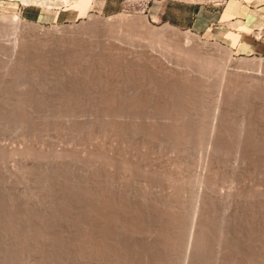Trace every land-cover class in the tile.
Returning a JSON list of instances; mask_svg holds the SVG:
<instances>
[{
  "label": "rangeland",
  "instance_id": "1",
  "mask_svg": "<svg viewBox=\"0 0 264 264\" xmlns=\"http://www.w3.org/2000/svg\"><path fill=\"white\" fill-rule=\"evenodd\" d=\"M102 1L103 0H70L67 3H62L61 0H44V1L43 0H0V16H1L0 17V20H1L0 21V72H1L0 73V160H1L0 161V190H1L0 191V209H1L0 215L2 216L0 217V232L2 233L1 235L3 236V237L2 236L0 237V239H2V242L0 241V243L2 244L0 245L1 246L0 248L2 251H4L5 249V252H2L0 250L1 251L0 254L5 253L6 255V258L4 257V255H0V258H2L1 256H3V258L5 259L4 261H3V258L1 259L2 264L4 263L11 264L9 260L13 262L12 258L15 259V256L18 254L20 256V253L22 254L23 251L24 253L21 255L22 256L21 258L19 256H16L17 258H19V260L17 259V262L19 261L18 262L19 264H21V262L22 264L26 262L27 264V261H22L21 259L25 260V258H23L26 256L24 255L25 253L30 254V252L28 251L25 252V250L32 249V248L30 249V247L33 246L32 244L33 241H31L33 239L32 237H40L41 239L42 238L45 239L44 241L43 239L42 240L39 239V240L42 242L41 245L44 243L46 244L45 246L43 245L42 247L47 246L46 248L48 252L43 251L44 248L42 249L40 247L41 246L40 243H39L38 250H40L42 253L44 252L45 254L47 252L50 255L52 251L53 253L52 256L57 255L55 258L60 259L59 260L60 264H69L70 262H71L70 264H73L72 262L74 261H75L74 264H76V263H79L80 260H83L85 263V259H88L89 257H90V260L92 257H93L92 258L93 260L95 259V257L99 258V260L96 258L94 261L96 263L97 261H101V264L103 263L104 264H111V263L112 264H116V263L117 264L118 263L119 264H145L146 262H147L146 264H156L157 262H158L157 264H208L206 262H209V264H228V263L229 264H234V263L235 264H264V201H263L264 200V192H263L264 184H262V181H264V154H263L264 153L263 151L264 149V68H263L264 67V53H262L261 55L240 54L237 51L230 49L223 42L213 39L211 36L207 34H196L188 30L173 27L170 24H167L164 22L152 23L150 22L148 17L145 16V13H144L146 7L156 1L185 2V3H195L198 5H206V6L215 5L217 8H221L226 5V8L228 7L227 9L230 10L231 7H235L237 4H247L249 6H257L258 8L264 9V0H207V1L206 0L204 1L203 0H107L108 6L104 8H102L101 6ZM110 8H113V9L115 8L117 9V11L114 13H110L109 11ZM120 15L123 18H121ZM14 16L16 18L18 17L20 20H17L18 19L17 18L15 19L16 21L14 22V19H11ZM124 16H126V18ZM94 17H97V19L101 21L102 26L104 27L98 24L99 23L98 21H97L98 23L92 21V18ZM4 18H6L5 19L6 21H3ZM128 18L131 20V22H133L134 19L135 21L138 20L137 21L138 23H132L130 24L131 26L128 25V29L122 28L124 27L125 24L126 25L128 24L127 22H130V20L128 21ZM120 19H123L122 20L123 25L122 27L121 26L117 27L116 26L117 24L115 23V21H118ZM111 22H114L115 26ZM106 25H109L112 28L110 29L108 28L109 26H106ZM92 26L95 27V29L93 28V30H91ZM156 35L159 39H161V41L157 37H155ZM182 35L184 37L187 36V38L191 40L190 45L188 44L186 46H182V44L179 43L178 44L179 46H178L176 45L177 43L174 40H172L173 39L172 37H175V38H178V36L183 37ZM148 45H151V46H148ZM202 45L203 47L208 48L209 50L207 51L208 53L206 51H203L202 49H199L201 48L200 46ZM195 54L196 55L198 54V56H196ZM196 62H199V63H196ZM238 62L240 63L244 62V64L246 62L247 63L251 62L252 64L254 63L255 65H258V66L260 65L261 67L260 69L257 68V69H249V70L246 68L247 69V70L245 69L246 71L243 69L241 70L242 68L241 66L240 67L237 66L235 68L230 67V64L232 63L237 64ZM199 84L201 88L199 87ZM206 85H208L207 88H206ZM213 89L214 91H212ZM236 102H239V103H236ZM119 103L123 104L124 106L118 105ZM114 104L117 107H115ZM119 106H122V108L124 107L123 109L128 110V111L132 109L133 111L131 112V115L133 116L140 115L141 117H143L145 115L146 118L148 119L151 118L152 121L154 120L152 119L153 116H156L154 117L156 119H158L159 117L158 120L159 122L161 121L160 122L161 126L166 123L165 124L166 127L162 126L163 128L161 127L162 128V131H161L160 124L157 123L156 124L157 129H158L157 130L155 126L156 122L155 123L153 122L154 123L153 126L155 127V130H154V127H152V124H153L152 121L150 120L152 124L150 123L149 120L148 121L146 120V122L142 124L141 119L144 120L146 118L143 117L139 119L140 116L134 117L135 120L138 119L141 121L140 124H138L139 122L137 123L135 120H133V122H128L129 125L125 124V127H124V124H121V123H125L124 121H122L123 119L119 117L117 119V116L115 119L113 116L111 117L112 113L110 114L109 112L110 110L118 109ZM122 108L120 107L119 109H122ZM17 110H20V112L26 111V112H21V113H23L25 116L28 115L27 117L29 118L30 122L27 120L28 118H26L25 123L23 125H19V122L16 119V114L17 112H19ZM75 111L78 113H75ZM183 111L184 113H187V114L184 115ZM133 112H135V115ZM58 113H59L58 116H60L61 113L62 114L64 113L66 117L71 114L73 116L75 113L73 117L70 116L67 118H71V117L76 118L75 116L80 114L78 119L77 118L75 119L79 123L75 122V120H73L72 118H71L72 121L71 119L70 121H66L69 119L65 118L63 115L61 117H64V118L59 117L60 118L59 120L57 116ZM48 114H50V116ZM146 114L152 115V117L150 116L149 118V116H146ZM181 114H182V117H181ZM53 115H56L57 116L56 118L58 120H56L54 118L55 116ZM108 117L110 118V120ZM165 118L169 121L171 120L172 122L176 121L180 123H177L178 126L176 125V122H174L175 125L174 123L173 125H171L172 124L171 122H170L171 124H169V121L165 122L166 121ZM187 118H188V121H185V119L187 120ZM38 119L40 121H38ZM63 119H64V122H62ZM112 119H115L116 121ZM120 119H121V122H120ZM34 121L38 123L35 124ZM73 121L74 123L72 124L71 122ZM48 122H49V125H48ZM115 122H116V127L121 125V130H119L120 127H118L119 128L118 131L116 128L111 127V126H115L114 124ZM134 122H136L137 124H135ZM55 123L57 124L54 125ZM70 123L72 125H70ZM132 123L133 125L135 124L134 126L131 125L133 126V128L130 127V128H127L126 130L123 129V128L129 127L130 124ZM44 124L45 126H43ZM61 124H65V125L62 126ZM179 124L180 126L182 125L184 126L185 124H187L184 126L185 128L183 126L181 127L182 128L181 131L184 130L182 132L185 133L186 135L189 131L188 139L185 138L186 136L185 134H184L185 136L183 137L182 136L183 134H181V131H178V129L175 128L177 126V128H179L180 130ZM52 125H54L56 129L59 127V125L61 126V128H58L57 131L55 130V128H50L51 130L53 129L54 131H56L54 133V132H51V130L49 129V127H53ZM68 125L71 126V129ZM73 125L74 127H72ZM136 125H138L137 126L138 128L141 126L140 128L143 130L141 131L140 128H139L140 131L138 129H135ZM167 125H171V128L169 129L175 128L174 129L175 132L178 131V133L170 132L171 130L167 128ZM235 126L237 128H235ZM45 127L46 129H44ZM164 128L168 130L163 131ZM238 131L239 133L240 132L241 133L236 134V132ZM125 132H127L128 134H126ZM166 132L171 133V134H168L167 140L170 139L169 135H171L172 137V135L175 133L174 134L175 136L174 135L173 136L178 138L179 135L181 134L182 137L180 136L179 138L180 141L174 138L175 141L177 140L176 142H178V145H176V142L174 143L173 137H172L173 141L170 140L168 141L169 143L168 142L166 143L164 141L165 138L161 136L166 135ZM154 133H157L155 134L156 136L160 135L158 138L159 140L164 138L163 140H160L161 143H159L160 142L159 140H158L159 142H157V138L154 137L156 140H154V138H151L154 135ZM198 133H199V136H198ZM43 134H46L47 137H45V135ZM143 134L145 135L143 136ZM177 134H179L178 137L176 136ZM48 135H50V137H48ZM237 135L239 136V138ZM42 136H44L43 138L49 139V140L44 141ZM234 136H237V137H234ZM35 138H37L36 140L39 139V141L34 140ZM56 138L58 140L61 139L60 142L64 143L62 144L63 148L61 146V143L58 144L59 142ZM41 139H42V142L44 141L46 143L45 145L47 146L49 144L50 146L52 145L48 141H53L52 142L53 147L51 146V148L53 149H51L48 146L49 150L50 149L54 150L52 153L49 152L47 148V150L46 149L45 150L48 154L45 155L46 152H44L45 150L43 151L44 146L43 148L41 147L42 148L41 152L40 150H37L36 147L35 148L32 147L33 141L35 145L37 144L43 145L44 142L37 143V142H41ZM88 139H90L91 141H89ZM134 139H138V140L141 139L143 141H141L140 143L138 142L137 144L136 143L131 144L132 142L131 140H134ZM189 139L192 141L191 144H193V141H194L195 147L198 146V144H200L199 142H202V140L203 141L205 140V142L207 140L206 143H207L208 151L209 152L211 151L210 153L212 154L211 155L208 152L210 154L208 157L213 159L215 162H218L219 164L215 163L213 160L211 161L209 158L205 160L206 157H202L204 159H201V160L202 161L204 160V162L206 161L205 167L208 166L209 162L211 161L208 166L209 167L208 169H210V166H214L213 168L211 167L210 170L215 169L216 167L217 168L219 167L220 169L218 171L222 172V176H224L225 178L227 177L226 179L222 177V179L226 181L225 182L223 181L224 183L223 186L220 185L222 187L219 186L222 192L220 193L219 191V194L224 195V192L227 193L228 191L230 193V194L228 193V195H230L229 197L231 198L229 199L231 200V202L229 201L230 210L226 216L227 218L224 217L227 221L225 223V220H223L224 223L220 227L221 231L219 230V227L217 226V224L214 223V221L211 223L213 227L214 226L218 227V229L214 228V229H217L215 230L217 232L215 231L213 232L218 233L219 231L220 232L223 231L222 234L219 233L223 237L215 233L207 234L206 231H205L206 233L205 235L207 237H204L205 235L204 236L202 235V232L204 233V230L200 228L202 227L200 225L204 221L206 215L204 213L205 217H203L204 219H202L200 214H203L202 212L204 211H208L206 213L209 215V209L207 208V206L204 207V204L207 205L206 203L210 200V199H207V197H204L202 195V200L204 201L206 200V202H204L203 204L202 203L203 201L200 199L201 201L199 200L198 204L201 203L203 205L202 206L201 204H199L203 207V208H200L201 211L204 208L208 210L204 209V211H202L201 213L198 210L197 212H195V214L196 213H199V214H196V215L194 214L193 216L190 214L187 215L186 213L188 212L185 213L186 209L183 206V203L185 202L184 204H186L190 201L191 197L189 198L190 193L187 191L188 190L187 186L190 185L191 183L189 181L190 184H187L185 186L187 187L186 189H184L185 187L182 189L183 187L182 184L188 183L186 182L188 181L187 180L188 178L177 180L179 181V184H177L178 182H176V179H173L172 177L169 178L170 176L168 177L166 175L165 177L168 178L167 180L171 179L173 184L167 183L165 185L164 183L165 178L161 177L160 178L161 180H159L160 176L158 177V175H161L162 172L160 174H155L156 176L155 175L149 176L147 174L145 175V171L141 169H138V171L136 170L132 173V176H134V181L136 182L138 181L139 183L137 182L136 184L135 183L130 184L131 182H128L130 185L126 183L128 186L132 185V187L131 188L129 187V189L125 188L127 185L122 184L125 182L121 183L122 184L121 186L127 190V193H124L126 190H124L122 193L124 195L127 194L126 197L130 198V201H132L133 203L132 207L133 208L135 207L134 210L136 209L137 213L139 212L138 215L140 216V219H139V222L141 221L140 224L137 223L133 225V223L131 222V225H128V223H130L128 222L130 221L128 218L126 219V222L128 223L124 222L125 225L116 221L117 219L114 218L115 217L114 214L118 210H115V209L117 208L119 209V206L117 207L116 204H113V206L115 205L116 208L114 206L113 208L111 207L109 209V211L112 209L111 212H109L110 213L109 218H111L112 220L116 219L115 222H117L118 226L116 227L115 226L116 223L110 219L108 221H111V222L106 223L107 221H104V218L102 217L103 214H101V211H100L101 208L99 207V205L103 206L102 204L104 205L106 204L105 202H107V200L106 199L103 200V198L104 197L107 198V193L108 194L111 193L112 189L110 190V188L108 189L104 187L102 184L94 186L92 183L93 180L89 182V180H91L90 178L92 177L91 175L93 176L96 175V177H98V174L99 175L101 174L100 173L101 171L96 169L98 168L96 167V165L97 166L100 165L98 162L99 159L102 160L101 158L103 156H104L103 158H105L106 155L108 157H113L115 152L113 153V151H111L112 149L113 150L116 149L121 152L126 151V149L127 150L134 149V152L136 150V153L138 155L143 153L147 157H150V156H153V157L161 156L162 157V155L165 153L164 155L168 154L167 155L169 156L168 158H172V160L173 159L179 160L178 152L180 149L181 151L182 149H184V145H187L190 143V142H187L189 141ZM87 140L89 143H87ZM107 141L109 143L111 142L110 144L114 148L110 147ZM128 141L130 142V144ZM210 141L212 142L210 143ZM251 141H253V143L254 141L255 143L258 141L256 144L255 143L254 144L258 148L261 146L262 148L260 147V149L262 150L258 149L259 151L258 152L256 146L252 145L253 143ZM65 142L67 143V145L70 144L69 146H72L71 149H69L70 147L68 146H64L66 145ZM96 142H97L98 148L106 146L105 149L107 151L103 147L102 151H105V152H100L102 154H98L101 148L96 150L97 146H93V145H96L95 144ZM98 142L99 144L101 143L100 144L101 146H99ZM134 142L136 141L134 140ZM170 142H173L174 144ZM186 142L187 144H185ZM222 142L223 143L225 142V143L223 144ZM227 142L231 144V146L228 145L230 146L229 147L230 149L225 147V145L227 146L228 144ZM237 142L239 143L237 144ZM158 143L161 145L164 144L167 147L163 145L161 146ZM209 143L211 145L214 144L213 148ZM82 144L88 145V146L83 145L84 148L86 149V152H85V149H83ZM215 145L217 147L220 145L218 147V150L215 147ZM222 145L224 148L221 147ZM236 145L238 146L236 147ZM91 146L94 149H92ZM173 146L179 149L177 150V148L176 149L174 148L173 150ZM64 147H67V149H69L71 153L69 150L67 151V149ZM185 147L189 148L188 146H185ZM88 148L90 149L88 150ZM227 149L230 150L228 151L229 153L227 152ZM63 150L67 151L70 154L74 153L73 155L77 156V157H74L72 155L74 159L73 158L69 159L71 160L72 165L74 163L72 162V160L76 161L77 160L76 158L79 157L80 161L78 162L76 161L73 165L75 169L71 167L72 165L70 166L68 164L70 163L69 160L67 163L65 161L62 162L63 160H66L65 158L63 160L60 159L62 156L59 157L60 153L58 152L63 153ZM82 150H84V152ZM223 150L225 151V153L227 152L226 155L223 154L224 153ZM28 151L29 152L31 151V153H29ZM232 151H234L235 153ZM54 152L58 153L59 156L58 155L57 156L59 157L61 162L58 160L55 161L54 157L51 158V156H48V155L53 154ZM212 152H214L215 156L217 157L219 155V157L218 158L215 157L213 155L214 153ZM65 153L66 152H64V154ZM217 153L219 154L217 155ZM221 153L223 154V156ZM40 154L42 155L41 158H40ZM227 154H229V156L230 155L233 156L234 154L237 155L236 156L237 158L235 157L236 165L231 166V168L233 167L232 169L230 167L226 168L227 164H225L226 162L223 160V157L228 156ZM53 155L55 156L56 154L54 153ZM98 155L101 156V158ZM142 155H140V157H142ZM164 155L163 157H165ZM63 156H66V154ZM211 156L212 157L214 156L215 159L212 158ZM45 157L48 159H45ZM193 157L194 156H191L190 158H188V161L186 158V160H183V162L181 161V163L179 161L177 162H179L181 166H183L182 164H184V166L191 167L190 169H192V168H195L194 165L197 160L195 157L194 158ZM94 158L96 159V163L98 164H94L95 163ZM42 159L43 160L45 159L44 162L45 161L49 162L48 160L50 159V162H49L50 164L54 160L53 163L56 162L57 164L54 163L50 165L47 163L48 164V167H47V165H45L46 162L44 165L39 164L40 162H42ZM81 161L83 162V164L86 163V161H87V164L88 162L89 164H91L90 161L94 163H92L93 166L90 165L92 167H89V165L87 164L83 166ZM79 162L80 164H82L81 167L75 165ZM222 162H225L223 163L224 164L223 167H221ZM21 163H24V164L22 165ZM36 163L39 164L40 167H38ZM59 164L61 165L60 168H58ZM136 164H138V166L140 165L139 163L135 162L134 165L137 166ZM53 165H55L56 167ZM62 165L67 166V167H62ZM86 165H87L86 168L88 169L89 167V170L90 168H93V169L95 167L96 168L94 170L91 169L89 173H87L85 172V170L88 171L85 168ZM45 166L47 169L45 168ZM49 166L50 167L52 166V168H50ZM68 166H70L71 168ZM82 167H84L85 169L83 168L82 170ZM238 167L240 168V170ZM48 168L49 170L51 169L50 172ZM63 168H68V169L70 168L69 172L71 173H73L71 171V169H73L74 171L73 174L76 175V176L73 175V178L76 177L74 179L75 181L73 180L74 182L71 181V178H70L71 173L67 175L64 173L65 171L63 172L62 170L60 171L63 172L64 175L63 173H59L58 169H63ZM78 168H80L81 170H79ZM134 168L137 169L136 167ZM217 168L213 170V171H216V173H218ZM224 168L230 170V171L227 170L228 173L226 172L228 175L225 174L226 170ZM55 169H56V172L53 173L54 172L53 170ZM140 170L141 172H139ZM143 171L144 173H142ZM220 172L218 174L221 175ZM137 174L138 175L142 174L141 175L142 177L138 176ZM162 174H164V172ZM94 178L95 177H93V179ZM162 178L164 179L163 181H162ZM193 178L192 180L193 182H195L196 178L195 179ZM157 179L160 182H163L164 185L162 183L161 185H163L164 190L166 192L164 191L163 193H161L163 189L162 190L160 189L162 186L160 185V182ZM190 179L191 177L189 178V180ZM39 180H41L42 182ZM97 180L93 182L97 183ZM204 180L208 181L206 178ZM68 181L73 182L72 183L73 185L71 183L69 184ZM173 181L178 186L182 185L181 189L180 187H176L177 185L175 186V183ZM76 182L77 183L80 182L79 184H77L80 186L79 188L76 185ZM157 183H159L160 186ZM252 183L253 184L255 183V184L253 185ZM216 185L213 184L212 186L216 187ZM165 186H168L169 189L171 188V186L176 187L175 188L176 190L180 189L179 191H181V195H178L180 194V193H177L178 190L177 191L175 190L174 192L173 187L171 188L173 189L172 193L173 194L176 193L177 197L173 196V194L172 196L171 194L169 195V192L171 193V191L166 190L168 188ZM72 187H74V189H72ZM100 187H103V188H100ZM157 187H159L161 191H159ZM202 187H203V183H202ZM219 187H217L216 189H218ZM77 188L79 190L81 188V191L79 192ZM75 189L78 192H76ZM210 189L213 190L214 188H210ZM184 191L185 192L187 191V192L184 193ZM159 193L162 194V196ZM116 194H113V195L115 196ZM259 194L261 196H259ZM163 195L165 197L168 196L166 197L167 199L163 198L164 197ZM116 196H118V194ZM178 196H180L181 199L178 198ZM238 196H242V197H238ZM252 196L254 197L253 201L251 200ZM161 197L163 198V200L166 199V201L169 199L167 202L164 200L167 204L162 201ZM245 197L246 199L244 200ZM249 197L250 199H248ZM259 197H262L263 200H261V198ZM177 198L179 200H177ZM257 198H259L260 200H258ZM187 199L189 200L188 202L186 201ZM183 200L185 201L183 202ZM139 202L141 205L138 204ZM119 204H120V209L122 206L121 204H124V206L126 205V203L122 201H119L117 205ZM110 206L111 205H109V207ZM136 207H139L140 210L137 209ZM165 208L167 209L165 210ZM183 208L185 210L182 212ZM249 208H252V210ZM173 210H177V211H173ZM173 212L174 214H178V216L180 213L179 217L182 219L180 218L177 219L173 217L172 216ZM231 212L232 214H230ZM111 213H113V216ZM170 214L172 216V219H174V221L171 219ZM181 214H183V216ZM210 214H212V212H210ZM254 215H256L257 217ZM212 216L210 215L209 219L213 220L211 218ZM243 218L244 219L246 218V219L244 220ZM106 225L111 226V227H107ZM188 225H189V228H191L190 226L193 227L192 233L196 232L194 234L195 235L194 238L196 237V235L198 237L200 235L199 238H201L202 236H203L202 238H206V239L208 238L207 240L208 242H210L209 252H208L209 254L203 255V252L206 253V250L200 251L196 246H194L193 244L194 242H192L193 240H191V238L193 237H190L191 242L190 240L188 241L189 237L188 238L185 237L186 229ZM128 226H130V228ZM118 227L120 230L118 229ZM108 228L112 233L108 230ZM86 229H88L90 232L93 231L92 233L93 235L91 234L92 238L90 237V234H89L90 232L88 230L86 231ZM51 232H53V235ZM48 234H50V236ZM113 234L115 237L112 236ZM71 235H73V237ZM155 235L157 236L155 237ZM179 235L183 236V237H180V239L182 238L181 241H184L187 238V240L184 241L185 243L180 241L181 242L180 244L178 243L179 241L177 242L176 239ZM212 235L215 237H213ZM51 236L52 237L54 236L55 238H52ZM117 236H121V237H117ZM219 236L222 238H220ZM13 237L14 239H16L17 237L18 238L20 237L19 240L20 241L23 240V242L18 241L17 243V241H14ZM47 237L48 238L50 237V239L57 238L56 241L58 244H57V247H55L57 249L56 250L57 252L55 251L54 247L50 246L52 245V242H51L52 239L51 241L49 239V242H51V244L48 245L49 242H48ZM9 238L12 239V241ZM65 238H68V239H65ZM116 238L119 241L116 240ZM24 239H26L27 241L30 240L31 241L30 244L32 245L30 246V244H28L27 241L24 242ZM9 240H10V242H8L9 244L13 242L12 244L9 245L10 247L12 245V249L7 247L8 245H6L7 241ZM110 240L112 241L110 242ZM59 242L62 243L63 245L59 244ZM73 242L76 243V244L75 243L73 244L74 247L72 245ZM15 243L18 246L19 245L22 246L21 247L22 252L19 251L20 253L16 252L18 254H15V251L19 250L18 248L16 250L13 249L16 246ZM105 243L107 244L106 246H108L109 248V249L107 248V250H111L109 256H106L108 255L107 253L109 252L107 250H104ZM218 243L221 244L220 247ZM3 244L6 245L7 249L5 248ZM65 244H66V247H64ZM69 244H71L72 246ZM86 244H89L88 245L89 247L93 245L90 247V249H92L90 253L89 251H86V250H89ZM178 244H179V247H178ZM189 244L190 245L192 244L195 248L193 246H189ZM24 245L25 246L28 245V249L26 247H25L26 249L23 248ZM59 245L60 247H58ZM111 245H112V249L110 248ZM49 246L50 248H48ZM116 246L118 247V249ZM119 247H121L122 249L121 248L119 249ZM9 249H11L10 251L14 253H10ZM143 249L146 254L144 253ZM197 249L200 252H198ZM6 250L9 252H7ZM35 251L36 249H34L32 253H35ZM103 251L104 252L107 251V252L104 254ZM116 251L118 253H115ZM9 253L10 255L14 254L15 256L14 257L9 256ZM66 253L69 255H67ZM37 254H40V253H37ZM45 254L44 256L47 255V257H45L44 259L46 262L43 261L44 264L48 263V261L49 263L51 262V263L57 264L53 262L54 261L53 259L55 258H53L52 256H49V259H47L48 254L46 255ZM61 255H63L62 256L63 259L61 258ZM65 257L66 259H64ZM84 257L86 258L84 259ZM184 257H187L186 259L187 261L184 260L185 259ZM70 259L71 260L74 259V260L71 261ZM146 259L147 261H145ZM90 260L88 259L89 262L86 260V262H88L87 264L89 263L95 264L93 260H91L93 261L92 263L90 262ZM14 262H13L14 264L17 263L16 260H14ZM43 262L39 261L40 264H43ZM35 264H38V262H35ZM97 264H100V263H97Z\"/></svg>",
  "mask_w": 264,
  "mask_h": 264
},
{
  "label": "bare ground",
  "instance_id": "2",
  "mask_svg": "<svg viewBox=\"0 0 264 264\" xmlns=\"http://www.w3.org/2000/svg\"><path fill=\"white\" fill-rule=\"evenodd\" d=\"M43 1H44V0H43ZM61 1H62V3H67V2H69L70 0H69V1H68V0H61ZM203 1H204V0H203ZM206 1H207V0H206ZM120 16H121V15H120ZM0 17H1V16H0ZM124 17L126 18V16H124ZM8 18H9V17H8ZM17 18H18V17H17ZM17 18L14 16V17L11 18V19H14V22H15V21H16L15 19H17ZM121 18H123V17L121 16ZM5 19H6V18H4L3 21H6ZM118 19H119V18H118ZM17 20H20V19L18 18ZM106 20H107V19H106ZM122 20H123V19H120V20H118V21H115V23L117 24V25H116L117 27H119V26L122 27V25H123ZM129 20H130V19L128 18V21H129ZM0 21H1V20H0ZM92 21H94V22H97V21H98L99 23H98V22H97V23L100 24V25L102 26L101 21L98 20L97 17L92 18ZM124 21H125V19H124ZM126 21H127V20H126ZM137 21H138V20L135 21V19H134L133 22H131V20H130L131 23H130V22H127L128 24H127V25L125 24L124 27H122V28H125V29L127 28V29H128V25H130V24H132V23H138ZM102 22H103V21H102ZM139 22H141V21H139ZM10 23H11V22H10ZM23 23H24V22H23ZM109 23H110V22H109ZM111 23H113V25L115 26V23H114V22H111ZM121 23H122V24H121ZM27 24H28V23H27ZM106 24H107V22H106ZM143 24H144V23H143ZM143 24H142V25H143ZM103 25H104V24H103ZM106 26H109V25H106ZM106 26H105V28H106ZM111 26H112V24H111ZM125 26H127V27H125ZM130 26H131V25H130ZM140 26H141V25H140ZM12 27H13V26H12ZM87 27H88V26H87ZM89 27H90V26H89ZM102 27H104V26H102ZM141 27H142V26H141ZM91 28H92V29H91ZM91 28H90L91 30H93V28L95 29V27H93V26H92ZM108 28L111 29L112 27L109 26ZM108 28H107V29H108ZM115 28H116V27H115ZM129 28H130V27H129ZM139 28H140V27H139ZM96 29H97V28H96ZM118 29H120V28H118ZM105 30H106V29H105ZM114 30H116V29H114ZM41 31H42V30H41ZM95 31H96V30H95ZM95 31H94V32H95ZM151 31H152V30H151ZM153 31H154V30H153ZM166 31H167V30H166ZM166 31H165V33H166ZM12 32H13V31H12ZM16 32H17V31H16ZM163 32H164V31H163ZM171 32H172V31H171ZM171 32H170V33H171ZM113 33H114V32H113ZM148 33H149V31H148ZM150 33H151V32H150ZM175 33H176V32H175ZM42 34H43V33H42ZM43 35H44V34H43ZM112 35H113V34H112ZM180 35H181V34H180ZM128 36H129V35H128ZM147 36H148V35H147ZM147 36H146V37H147ZM182 36H183V35H182ZM51 37H52V36H51ZM155 37H157V35H156ZM157 38H158V37H157ZM157 38H156V39H157ZM172 38H173L172 40H174V41L177 43V44L175 43L176 45H178L179 43H181L182 46H186V45H188V44L190 45V43H191V40H189V38H187V36H186V37H184V36H183V37H181V36L179 37V36H178V38H175V37H172ZM33 39H34V38H33ZM152 39H153V38H152ZM158 39H159V38H158ZM159 40L161 41V39H159ZM163 40H164V38H163ZM169 41H170V40H169ZM199 41H200V40H199ZM106 42H107V41H106ZM119 42H120V41H119ZM80 43H81V42H80ZM131 44H132V43H131ZM158 44H159V43H158ZM168 44H169V42H168ZM171 44H172V43H171ZM197 45H198V44H197ZM148 46H151V45H148ZM178 46H179V45H178ZM195 46H196V44H195ZM180 47H181V46H180ZM200 47H201V48H199V49H202L203 51H206V52L209 51L208 48L203 47V45L200 46ZM108 48H109V47H108ZM197 48H198V46H197ZM19 49H20V48H19ZM152 49H153V48H152ZM185 49H186V48H185ZM187 49H188V47H187ZM109 50H110V49H109ZM218 50H219V49H218ZM68 51H69V50H68ZM186 51H187V50H186ZM197 51H198V50H197ZM210 51H211V49H210ZM214 51H215V50H214ZM220 51H221V50H220ZM74 52H75V51H74ZM189 52H190V51H189ZM200 52H201V51H200ZM223 52H225V51H223ZM195 53H196V52H195ZM198 53H199V52H198ZM207 53H208V52H207ZM210 54H211V53H210ZM222 54H223V53H222ZM227 54H228V53H227ZM135 55H136V54H135ZM195 55H196V54H195ZM204 55H205V54H204ZM196 56H198V54H197ZM221 56H222V55H221ZM226 56H227V55H226ZM66 57H67V56H66ZM191 57H192V56H191ZM202 57H203V56H202ZM211 57H212V56H211ZM213 57H214V56H213ZM206 58H207V57H206ZM224 58H225V57H224ZM118 59H119V58H118ZM208 59H209V58H208ZM223 60H224V59H223ZM197 61H198V60H197ZM226 61H227V60H226ZM230 61H231V60H230ZM230 61H229V62H230ZM217 62H218V61H217ZM232 62H233V61H232ZM196 63H199V62H196ZM235 63H236V62H235ZM106 64H107V63H106ZM200 66H201V65H200ZM202 66H203V65H202ZM227 66H229V65H227ZM237 66H238V67L241 66V67H242L241 70H242V69L245 70L246 68H247L248 70H249V69H257V68L260 69V67H261L260 65L258 66V65H255L254 63L252 64L251 62H249V63L246 62L245 64H244V62H241V63L238 62L237 64H233V63L230 64V67H231V68H232V67L235 68V67H237ZM81 67H82V66H81ZM225 67H226V66H225ZM243 67H244V68H243ZM95 68H96V67H95ZM155 68H156V67H155ZM231 68H230V69H231ZM263 68H264V67H263ZM247 69H246V70H247ZM261 69H262V68H261ZM214 70H215V69H214ZM226 70H227V69H226ZM234 70H235V69H234ZM246 70H245V71H246ZM172 71H173V70H172ZM252 71H253V70H252ZM259 71H260V70H259ZM257 72H258V71H257ZM0 73H1V72H0ZM215 73H216V72H215ZM243 73H244V72H243ZM258 73H259V72H258ZM9 74H10V73H9ZM220 74H221V73H220ZM222 74H223V73H222ZM180 76H181V75H180ZM230 76H231V75H230ZM214 77H215V76H214ZM144 78H145V77H144ZM221 78H222V77H221ZM73 79H74V78H73ZM248 79H249V78H248ZM133 80H134V79H133ZM227 80H228V79H227ZM226 82H227V81H226ZM229 83H230V82H229ZM200 84H201V83H200ZM200 84H199V87L201 88ZM175 85H176V84H175ZM175 85H174V86H175ZM203 85H204V84H203ZM228 85H229V84H228ZM252 85H253V84H252ZM262 85H263V84H262ZM11 86H12V85H11ZM136 86H137V85H136ZM207 86H208V85H206V88H207ZM214 86H215V85H214ZM217 86H218V85H217ZM164 87H165V86H164ZM175 88H176V87H175ZM180 88H181V87H180ZM208 88H209V87H208ZM214 88H215V87H214ZM259 88H260V87H259ZM173 89H174V88H173ZM178 89H179V88H178ZM142 90H143V89H142ZM157 90H158V89H157ZM209 90H210V89H209ZM209 90H208V91H209ZM231 90H232V89H231ZM201 91H202V90H201ZM212 91H214V89H213ZM237 91H238V90H237ZM203 92H204V91H203ZM223 92H224V91H223ZM179 94H180V93H179ZM185 95H186V94H185ZM205 95H206V94H205ZM227 95H228V94H227ZM148 97H149V96H148ZM176 98H177V97H176ZM116 99H117V98H116ZM210 99H211V98H210ZM187 100H188V99H187ZM201 100H202V99H201ZM107 101H108V100H107ZM200 102H201V101H200ZM210 103H212V102H210ZM236 103H239V102H236ZM140 104H141V103H140ZM213 104H214V103H213ZM260 104H261V103H260ZM17 105H18V104H17ZM118 105H122V106H124L123 104H120V103H119ZM133 105H134V104H133ZM201 105H202V104H201ZM88 106H89V105H88ZM114 106H115V104H114ZM122 106H119V108H120V107L122 108ZM130 106H131V105H130ZM141 106H142V105H141ZM115 107H117V106H115ZM139 107H140V106H139ZM119 108H118V109L110 110L109 112H110V114L112 113L111 117L113 116V117L116 119V116H117V119H118V117L121 118V119H123L122 121H124L125 123H121V124H124V127H125V124H128V125H129L128 122H133V120H135L134 117L137 116V115H135V112H133L135 116L131 115V112L133 111L132 109L128 111V110L123 109L124 107H123L122 109H119ZM136 109H137V108H136ZM143 109H144V108H143ZM153 109H154V108H153ZM205 109H206V108H205ZM160 110H161V109H160ZM180 110H182V109H180ZM180 110H179V111H180ZM17 111L20 112V110H17ZM17 111H16V112H17ZM139 111H140V110H139ZM163 111H164V110H163ZM190 111H191V110H190ZM19 112H17V114H16V119H17V121L19 122V125H23V124L25 123L26 118H28V117H27L28 115L25 116L23 113H21V112H26V111H21L20 113H19ZM27 112H29V111H27ZM105 112H106V111H105ZM109 112H107V113H109ZM155 112H156V111H155ZM160 112H161V111H160ZM210 112H211V111H210ZM46 113H47V112H46ZM49 113H50V112H49ZM68 113H69V112H68ZM68 113H66V114H68ZM75 113H78V112L75 111ZM75 113H74V115H75ZM168 113H169V111H168ZM170 113H171V112H170ZM181 113H182V112H181ZM183 113H184V111H183ZM196 113H197V112H196ZM198 113H199V112H198ZM29 114H30V113H29ZM34 114H35V113H34ZM70 114H71V113H70ZM143 114H145V113H143ZM174 114H175V113H174ZM178 114H180V113H178ZM185 114H187V113H184V115H185ZM31 115H33V114H31ZM31 115H29V116H31ZM48 115L50 116V114H48ZM58 115H59V113L57 114V116H58ZM62 115H63L65 118L72 116V114H71V115H68V116L66 117V115H64V113H63V114L61 113L60 116H58V119H59V120H60L59 117H61ZM74 115H73V116H74ZM79 115H80V114L76 115L75 117L78 119ZM81 115H82V114H81ZM163 115H164V114H163ZM175 115H176V114H175ZM184 115H183V116H184ZM7 116H8V115H7ZM35 116H36V115H35ZM44 116H45V115H44ZM44 116H43V117H44ZM53 116H55L54 118H55L56 120H58V119L56 118V117H57L56 115H53ZM73 116H72V117H73ZM86 116H87V115H86ZM138 116H140V115H138ZM138 116H137V117H138ZM142 116H143V115H142ZM146 116H149V118H150V116L152 117V115H148V114H146ZM167 116H169V115H167ZM186 116H187V115H186ZM207 116H208V115H207ZM211 116H212V114H211ZM214 116H215V115H214ZM46 117H47V116H46ZM64 117H61V118H64ZM72 117H71V118H72ZM80 117H81V116H80ZM143 117L146 118L145 115H144ZM143 117L140 116L139 119H141V118H143ZM154 117H156V116H153V118H152V119H154L153 121L151 120V118H150V119L146 118V119H144V120L141 119L142 122H141L140 120H138V119L135 120V121H136L137 123L139 122L138 124H140V122L143 124L144 122H146V120H147V121H148V120H149V121L151 120L152 123H153V122H154V123L156 122V123H155L156 129H157V125H156V124L159 123V124H160V129H161V131H162V128H163L162 126H165L166 123H165V124L163 123L164 125L161 126V123H160L161 121L159 122V120H158L159 117H158V119H156V118H154ZM165 117H166V116H165ZM181 117H182V114H181ZM188 117H189V116H188ZM197 117H198V116H197ZM33 118H34V117H33ZM38 118H39V117H38ZM51 118H52V117H51ZM71 118H67V119H69V120H66V119H65V120H66V121H70ZM76 118H72V119L75 120ZM108 118H109V117H108ZM167 118H168V117H167ZM177 118H178V117H177ZM185 118H186V117H185ZM189 118H190V117H189ZM191 118H192V117H191ZM211 118H212V117H211ZM211 118H210V119H211ZM44 119H45V118H44ZM55 119H54V120H55ZM72 119H71V121H72ZM86 119H87V118H86ZM115 119H112V120L116 121ZM121 119H120V122H121ZM161 119H162V118H161ZM165 119H166V118H165ZM169 119H170V118H169ZM27 120L29 121V118H28ZM109 120H110V118H109ZM38 121H40V120L38 119ZM41 121H42V120H41ZM61 121H62V120H61ZM117 121H118V120H117ZM151 121H150V123H151ZM157 121H158V122H157ZM164 121H165V120H164ZM167 121H169V120L166 119L165 122H167ZM173 121H174V120H173ZM185 121H188V118H187V120L185 119ZM192 121H193V120H192ZM234 121H235V120H234ZM29 122H30V121H29ZM34 122H35V121H34ZM55 122H56V121H55ZM59 122H60V121H59ZM62 122H64V119H63ZM75 122H78V121L75 120ZM111 122H112V121H111ZM136 122H134V123L137 124ZM170 122H171L172 124H171ZM174 122H176V121H174ZM174 122H172V121L170 120V121H169V124L173 125ZM183 122H184V121H183ZM195 122H196V121H195ZM20 123H21V124H20ZM26 123H27V122H26ZM36 123H38V122H35V124H36ZM71 123L73 124L74 121L71 122ZM71 123H70V125H72ZM78 123H79V122H78ZM148 123H149V122H148ZM152 123H151V124H152ZM154 123L152 124V127H154V126H153ZM177 123H180V122H176V125L178 126ZM193 123H194V122H193ZM199 123H200V122H199ZM56 124H57V123H55L54 125H56ZM59 124H60V123H59ZM75 124H76V123H75ZM93 124H94V123H93ZM114 124H115V126H111V127L116 128L117 131H118V129H119L118 127H120L119 130H121V125H120V126L117 125L118 127H116V122H115ZM114 124H113V125H114ZM135 124H134V125H135ZM167 124H168V123H167ZM181 124H182V123H181ZM207 124H208V123H207ZM25 125H26V124H25ZM48 125H49V122H48ZM54 125H52L53 127H49V129H50V128H55ZM61 125L63 126V125H65V124H61ZM66 125H67V123H66ZM70 125H68V126H69L70 129H71V126H70ZM82 125H83V124H82ZM128 125H127V126H128ZM131 125H133V123L130 124L129 127H126V128H123V129L126 130L127 128H130V127L133 128L134 125H133V126H131ZM171 125H167V128H168V129L171 128ZM174 125H175V123H174ZM185 125H187V124H185ZM185 125H184V126H185ZM198 125H199V124H198ZM204 125H205V124H204ZM204 125H203V126H204ZM37 126H38V124H37ZM43 126H45V124H44ZM57 126H58V125H57ZM57 126H56V127H57ZM137 126H138V125H136V128H135V127H134V128L139 130V128H140L141 126L139 125V126H140L139 128H138ZM143 126H144V125H143ZM143 126H142V127H143ZM168 126H169V127H168ZM177 126H176L175 128L178 129V131H181V129H182L181 127H182L183 125L180 126V124H179V126H180V130H179V128H177ZM184 126H183V127H184ZM190 126H191V125H190ZM237 126H238V125H237ZM72 127H74V125H73ZM158 127H159V126H158ZM161 127H162V128H161ZM165 127H166V126H165ZM172 127H173V126H172ZM188 127H189V126H188ZM58 128H61V126L59 125ZM58 128H57V129L55 128V130L57 131ZM64 128H65V126H64ZM113 128H112V129H113ZM175 128H174V129H175ZM184 128H185V127H184ZM184 128H183V129H184ZM190 128H191V127H190ZM190 128H189V129H190ZM193 128H195V127H193ZM231 128H232V127H231ZM235 128H237V127L235 126ZM34 129H35V128H34ZM38 129H39V128H38ZM44 129H46V127H45ZM47 129H48V128H47ZM160 129H159V130H160ZM168 129H165V128H164L163 131H164V130H168ZM174 129L172 128V129H169V130H171L170 132H175ZM189 129H188V130H189ZM197 129H198V128H197ZM240 129H241V128H240ZM50 130H51V129H50ZM59 130H61V129H59ZM73 130H75V129H73ZM140 130L142 131L143 129L140 128ZM140 130H139V131H140ZM145 130H146V129H145ZM151 130H153V129H151ZM154 130H155V127H154ZM157 130H158V129H157ZM172 130H174V131H172ZM186 130H187V128H186ZM186 130H185V131H186ZM191 130H192V129H191ZM236 130H237V129H236ZM243 130H244V129H243ZM56 131H54L53 129L51 130V132H54V133H55ZM117 131H116V132H117ZM127 131H128V130H127ZM161 131H160V133H161ZM176 131H177V130H176ZM178 131L175 132V133H178ZM182 131H184V130H182ZM182 131H181V134H183L182 136L184 137L186 134L183 133ZM168 132H169V131H168ZM168 132H166V135H162L161 137H164V138L167 140V138H168V134H171V133H168ZM226 132H227V131H226ZM242 132H243V131H242ZM10 133H11V132H10ZM49 133H50V131H49ZM57 133H58V132H57ZM57 133H56V134H57ZM125 133L128 134L127 132H125ZM125 133H124V134H125ZM147 133H148V132H147ZM149 133H150V132H149ZM152 133H153V132H152ZM152 133H151V134H152ZM175 133H174V134H175ZM188 133H189V131H188ZM188 133H187V135H186V136H188V137L185 136V138H187V139L189 138V134H188ZM208 133H209V132H208ZM238 133H239V131L236 132V134H238ZM240 133H241V132H240ZM240 133H239V134H240ZM70 134H71V133H70ZM92 134H93V133H92ZM126 134H125V135H126ZM155 134H157V133H154V135H153L151 138H154V137L157 138V142H159L160 140H163V139H164V138H163V139H160V140H159L158 138H159L160 135H159V136H156ZM158 134H159V133H158ZM164 134H165V133H164ZM174 134H173V135H174ZM181 134H180V135H179V134L176 135L177 137H178V135H179L178 138L174 137L175 135H174V136L172 135L173 140H174V138H176L178 141H180L179 138H180ZM184 134H185V135H184ZM202 134H203V133H202ZM232 134H233V133H232ZM236 134H235V135H236ZM12 135H13V134H12ZM12 135H11V136H12ZM43 135H45V137H47L46 134H43ZM51 135H52V134H51ZM71 135H72V134H71ZM106 135H107V134H106ZM120 135H122V134H120ZM144 135H145V134H143V136H144ZM192 135H193V134H192ZM195 135H196V134H195ZM233 135H234V134H233ZM135 136H136V135H135ZM137 136H138V135H137ZM143 136H142V137H143ZM182 136H181V137H182ZM198 136H199V133H198ZM198 136H197V137H198ZM201 136H203V135H201ZM223 136H224V135H223ZM237 136H238V135H237ZM237 136H234V137H237ZM35 137H36V136H35ZM43 137H44V136H42V138H43ZM48 137H50V135H48ZM55 137H56V136H55ZM57 137H58V136H57ZM130 137H131V136H130ZM148 137H149V135H148ZM172 137H171V135H169V138H170V139H168L167 141L164 139V141H165L166 143H167L168 141H170V140L173 141V140H172ZM190 137H191V136H190ZM197 137H195V138H197ZM204 137H205V136H204ZM204 137H203V138H204ZM40 138H41V137H40ZM59 138H60V137H59ZM74 138H75V136H74ZM91 138H92V137H91ZM123 138H124V137H123ZM125 138H127V137H125ZM137 138H138V137H137ZM155 138H154V140H156ZM193 138H194V137H193ZM200 138H202V137H200ZM207 138H208V137H207ZM215 138H216V137H215ZM238 138H239V136H238ZM36 139H37V138H35L34 140H36ZM43 139H44V141H45V140H49V139H45V138H43ZM56 139H57V138H56ZM148 139H149V138H148ZM182 139H183V138H182ZM191 139H192V138H191ZM236 139H237V138H236ZM57 140H58V139H57ZM60 140H61V139H60ZM60 140H58L59 143H58L57 141H56V142H57L58 144L61 143V146H62V144H64V143L60 142ZM88 140L91 141L90 139H88ZM88 140H87V143H89ZM100 140H101V139H100ZM134 140H135L136 142H134ZM134 140H131V141H132L131 144H132V143H136V144H137L138 142L140 143L141 141H143V140H141V139H139V140H138V139H134ZM146 140H147V138H146ZM158 140H159V141H158ZM177 140H176V141H177ZM183 140H184V139H183ZM209 140H210V139H209ZM249 140H250V139H249ZM256 140H257V139H256ZM36 141H39V139L36 140ZM44 141H43V142H44ZM68 141H69V140H68ZM85 141H86V140H85ZM92 141H93V140H92ZM149 141H151V140H149ZM176 141L174 140V143H175ZM185 141H186V140H185ZM198 141H199V140H198ZM200 141H201V140H200ZM243 141H244V140H243ZM43 142H42V139H41V142H37V143H43ZM48 142H50V143L53 145V143H52L53 141H48ZM63 142H64V141H63ZM107 142H108V141H107ZM123 142H124V140H123ZM128 142H129V141H128ZM165 142H164V143H165ZM187 142H190V143L187 144ZM187 142L185 143V144H187V145H184V149H182V151H181V149H180L179 152H178V153H179V154H178V155H179V160H177V159H175V160L173 159V160H172V158H168V157H169V156H167L168 154H167V155H164L165 153L163 154L165 157H163V155H162V157H161V156H160V157H155V156H154V157H153V156L147 157V156H145L143 153H142L143 155L140 154V155H142V157H140V155H138V154L136 153V150H135V152H134V149H131V150H127V149H126V151L122 150V151H124V152H121V151H118V150H116V149L113 150V149L111 148L112 150H111V149H110V150L113 151V153L115 152L113 157H108V156L106 155L107 157L105 156V158H103V157H104V156H103V157L101 158V156L98 155L102 160H100V159L98 160V158H97V160H98V162H99L100 165H98V166L96 165V167H98V168H96V167H95V168L98 169V170H100V171H101V172H100L101 174H100V175L98 174V177H96V175H95V176L91 175L92 177L90 178L91 180H89V182L92 181V180H93V181H96L97 178H98V180H97V183H98V184H97L96 182L94 183V182L92 181V183H93L94 186H95V185H101V184H102L104 187H106V188H108V189L110 188V190L112 189V190H111V193H112V194L109 193V194H110V195H109V194L107 193V198H106V197L103 198V200H104V199L107 200V202H105L106 204H105V205L102 204L103 206H100V205H99V207L101 208V210H100V211H101V214H103L102 217L104 218V221H107L106 223L111 222V221H108V220H109V219L112 220L111 218H109V217H110V216H109V215H110L109 212H111L112 209H111L110 211H109V209H110L111 207L113 208V207L115 206V205L113 206V204H116L117 207L119 206V209H118V208L115 209V210H118V211H116V213L114 214V216H115L114 218H116L117 220L114 219V220H112V221L115 222V220H116V221L120 222L121 224H124V225H125L124 222H126V219L128 218V219L130 220V221H128V222H130V223L126 222V223H128V225H131V222L133 223V225H134V224H137V223L140 224L141 221L139 222V219H140V216L138 215L139 212L137 213V212H136V209L134 210L135 207H134V208L132 207V206H133L132 201H130V198L126 197L127 194L124 195L122 192H123L124 190H126V189H129V187H130V188L132 187V185H131V186H128L126 183L131 182L130 184H132V183H133V184H134V183L136 184V183L138 182V181H137V182L134 181V176H132V173H133L134 171H136V170L138 171V169H141V170H144V171H145V175L147 174V175H149V176H151V175H155V174H160L161 172H162V173L164 172L165 175L161 173V175H158V177L160 176V177H159V180H161V179H160L161 177L165 178V181H164L165 185H166L167 183H171V184H173L171 179L167 180L168 178L165 177L166 175H167L168 177L170 176L169 178L172 177L173 179H176V182H178L177 184H179V181H177V180H179V179H187V178H188V179H187L188 181L185 180V181L188 182V183H183V184H182L183 187H182V185L178 186V185L174 182L175 180L173 181V182L175 183V186L177 185L176 187H180V189H181V187H182V189H183L187 184H190V183H191L190 185L187 186V187H188V190H187V191L190 193V194L188 193V194L190 195V196H189V195H188V196H189V198H190V197H191V198H190V201H189L188 199L186 200L187 202L189 201L190 203L188 202V203L184 204V203H185V202H184L185 200H183V202H184V203H183V206L185 207L186 210L183 208L182 212L185 210V213L188 212V213H186L187 215L190 214V215L193 216V215L195 214V212H197L198 210H199V212L201 213L202 211H204V209H205V210H208V209H209V215L206 213V212H208V211H204V212H202L203 214H200V216L202 217V219H204L203 217H205V216H204V213H205V215H206L204 221H203L202 224L200 225V226H202V227H200V228H201L202 230H204V233L202 232V235L204 236L206 233H207V234L215 233V232H217V231H215V230H217L218 227H219V230H220V229H221V228H220L221 225L224 223L223 220H225V223H226V221H227L224 217L227 216V214H228V212H229V210H230V203H229V201L231 202V200H229V199H231V198L229 197L230 195H228L229 191H228L227 193L224 192V195L219 194V191H220V193H222L220 187H222L223 184H224V183H223L224 179H222V177H224V176H222V172L218 171V170L220 169L219 167H218V168L216 167V168H217V172H218V173L220 172L221 175L218 174V173H216V171H213V170H215L216 168L210 170L211 167L213 168L214 166H210V169H208V168H209L208 166H209L210 162H211L213 159H211L210 157H208V156L211 154V153H210L211 151H210V152L208 151V147H207V143H206L207 140H206V142H205V140H204V141L202 140V142H199L200 144H198V146H196V147H195L194 141H193V144H191L192 141H191L190 139H189V141H187ZM211 142H212V141H210V143H211ZM215 142H216V141H215ZM244 142H245V141H244ZM251 142L253 143V141H251ZM257 142H258V141H257ZM257 142H256V143H257ZM31 143H32V142H31ZM37 143H36V144H37ZM70 143H71V142H70ZM76 143H77V142H76ZM90 143H91V142H90ZM108 143H109V142H108ZM108 143H107V144H108ZM110 143H111V142H110ZM110 143H109L108 145H109L110 147H113V146H111ZM149 143H150V142H149ZM154 143H155V142H154ZM159 143H161V141H160ZM159 143H158V144H159ZM168 143H169V142H168ZM170 143H173V142H170ZM174 143H173V144H174ZM201 143H202V144H201ZM210 143H209V144H210ZM213 143H214V142H213ZM222 143H223V142H222ZM224 143H225V142H224ZM224 143H223V144H224ZM227 143H228V142H227ZM238 143H239V142H237V144H238ZM254 143H255V141H254ZM254 143H253L252 145H255V144H256V143H255V144H254ZM33 144H34V141H33V143H32V147H33V148L36 147V149H37V150H40V152L42 151L41 149L43 148V146H44L43 151H44L45 149L47 150V148H48V150H49V147L51 148V146H52V145L50 146V144H49V145H48L49 147H48L47 145H45V144H46L45 142L43 143V145H42V144H39V145L37 144L38 147H37V145L34 144V145H35V146H34ZM65 144H66V145H64V146H68V147H70L69 149H71L72 146H69L70 144L67 145L66 142H65ZM72 144H73V143H72ZM72 144H71V145H72ZM95 144H96V145H93V146H97V147H96V148H97L96 150H98V149L101 148V149L99 150V152L97 151L98 154H102V153H100V152H105V151H102V150H103L102 148H103L104 146L98 148L97 142H96ZM98 144H99V142H98ZM100 144H101V143H100ZM100 144H99V146H101ZM129 144H130V142H129ZM150 144H151V143H150ZM156 144H157V143H156ZM179 144H180V143H179ZM215 144H216V143H215ZM249 144H250V143H249ZM83 145H84V144H82L83 149H85L84 146H88L87 144H85L84 146H83ZM89 145H90V144H89ZM121 145H122V144H121ZM125 145H126V144H125ZM125 145H124V146H125ZM153 145H155V144H153ZM159 145H161V144H159ZM159 145H158V146H159ZM162 145L165 146L164 144H162ZM162 145H161V146H162ZM166 145H167V144H166ZM176 145H178V142H176ZM196 145H197V143H196ZM210 145H211V144H210ZM213 145H214V144H213ZM213 145H211L212 148H213ZM228 145L231 146V144L228 143L227 146L225 145V147H226V148H229L230 146H228ZM234 145H235V144H234ZM250 145H251V144H250ZM260 145H261V144H260ZM260 145H259V146H260ZM39 146H40V147H39ZM45 146H46V147H45ZM119 146H120V145H119ZM124 146H123V147H124ZM144 146H145V145H144ZM185 146H188L189 148H187V147H185ZM219 146H220V145H219ZM219 146H218V147H219ZM237 146H238V145H236V147H237ZM255 146H256V145H255ZM255 146H254V147H255ZM41 147H42V148H41ZM52 147H53V146H52ZM73 147H74V146H73ZM91 147H92V146H91ZM125 147H126V146H125ZM128 147H129V145H128ZM141 147H142V146H141ZM149 147H150V146H149ZM165 147H167V146H165ZM215 147H216L217 150H218V147H217L216 145H215ZM221 147H223V145H222ZM232 147H233V146H232ZM252 147H253V146H252ZM260 147H261V146H260ZM260 147L258 148V147L256 146L257 151H258V149H259V150H262V149H260ZM62 148H63V146H62ZM64 148L67 149V147H64ZM105 148H106V146L104 147V149H105ZM107 148H108V147H107ZM113 148H114V147H113ZM115 148H116V147H115ZM121 148H122V147H121ZM171 148H172V147H171ZM174 148H175V147L173 146V150H174ZM176 148H177V147H176ZM176 148H175V149H176ZM223 148H224V147H223ZM261 148H262V147H261ZM51 149H53V148H51ZM51 149L49 150V152L52 153L54 150H51ZM69 149H67V151H68ZM72 149H73V148H72ZM89 149H90V148H88V150H89ZM92 149H94V148L92 147ZM129 149H130V148H129ZM178 149H179V148H177V150H178ZM187 149H188V150H187ZM191 149H192V150H191ZM220 149H221V148H220ZM229 149H230V148H229ZM46 150H45L44 152H46ZM60 150H61V149H60ZM79 150H80V149H79ZM88 150H87V152H88ZM105 150H106V149H105ZM165 150H166V149H165ZM177 150H176V151H177ZM209 150H211V149H209ZM217 150H216V151H217ZM255 150H256V149H255ZM67 151H64V150H63V153L56 151V152L60 153V154H59L60 156H59L58 153H56V152H54V153L56 154L55 156L53 155L54 153L51 154V155H48V156H51V158L54 157V158H55V159H54L55 161L58 160V161H60V162H61V160H63V159L65 158L66 160H63L62 162L65 161V162L68 163V160H69L70 158H71V159H72V158L74 159V157H77V156H74V155H73V154H74L73 152H72L73 154H70V153H71L70 150H69L70 153H68ZM72 151H73V150H72ZM82 151L84 152V150H82ZM82 151H81V152H82ZM106 151H107V150H106ZM108 151H109V149H108ZM145 151H146V150H145ZM150 151H151V150H150ZM154 151H155V149H154ZM161 151H162V150H161ZM188 151H190V152H188ZM223 151H224V150H223ZM223 151H221V152H223ZM225 151H226V149H225ZM225 151H224L223 154L226 155V153H227L228 151H230V150L227 149V152H226V153H225ZM263 151H264V149H263ZM28 152H29V151H28ZM64 152H66L65 154H66V156L68 155L67 157H69V158H67L66 156H63V155H65ZM76 152H77V151H76ZM85 152H86V149H85ZM91 152H92V151H91ZM142 152H144V151H142ZM147 152H148V151H147ZM147 152H146V153H147ZM168 152H169V151H168ZM208 152H209L210 154H209ZM218 152H219V151H218ZM232 152H234V151H232ZM258 152H259V151H258ZM29 153H31V151H30ZM36 153H37V152H36ZM38 153H39V152H38ZM92 153H93V152H92ZM92 153H91V154H92ZM149 153H150V152H149ZM151 153H152V152H151ZM171 153H172V152H171ZM176 153H177V152H176ZM187 153H188V154H187ZM212 153H214V152H212ZM228 153H229V152H228ZM230 153H231V152H230ZM234 153H235V152H234ZM251 153H252V152H251ZM260 153H261V152H260ZM262 153H263V152H262ZM32 154H33V153H32ZM47 154H48V153L46 152L45 155H47ZM89 154H90V153H89ZM89 154H88V155H89ZM103 154H104V153H103ZM190 154H191V155H190ZM218 154H219V153H217V155H218ZM221 154H222V153H221ZM223 154H222V156H223ZM236 154H237V153H236ZM236 154H234L235 156L232 154L234 157L231 156V155L229 156V154H227L228 156H225V155H224L225 157H223V160H224L226 163H225V162H222V166H221V167H223V165H224L223 163H225V164L228 165V166L226 165V168H227V167H230V168H231V166H233V165L235 166V165H236L235 157L237 156ZM238 154H239V153H238ZM263 154H264V153H263ZM1 155H2V154H1ZM57 155H58L59 157L62 156L63 158L61 157V158H60L61 160H60L59 157H58ZM69 155H71V156H69ZM72 155H73L74 157H73ZM104 155H105V154H104ZM178 155H177V156H178ZM186 155H187V156H186ZM189 155H190V157H191V156H194V157L197 159V160L195 159L196 162L194 161V162H195V165H194L195 168L190 169L191 167L184 166V164H182V165L184 166V167H183V166H181V164H180L181 161L183 162V160H186V158H187V161H188V158H190ZM211 155H212V154H211ZM213 155L215 156V153H214ZM259 155H260V154H259ZM25 156H26V155H25ZM33 156H34V155H33ZM35 156H36V155H35ZM38 156H39V155H38ZM43 156H44V155H43ZM91 156H92V155H91ZM91 156H90V157H91ZM98 156H97V157H98ZM214 156H213V157L211 156V157L215 159V157H217V156H215V157H214ZM220 156H221V155H220ZM4 157H5V156H4ZM36 157H37V156H36ZM41 157H42V155L40 154V158H41ZM46 157H47V156H46ZM46 157H45V159H48V158H46ZM56 157H57V159H56ZM83 157H84V156H83ZM194 157H193V158H194ZM202 157H206L205 160H207L208 158L211 160V161L209 162L208 166H206L207 168L205 167V165H206L205 162H206V161L204 162V160H203V161L201 160V159H204V158H202ZM218 157H219V155H218ZM218 157H217V158H218ZM242 157H243V156H242ZM262 157H263V156H262ZM34 158H35V157H34ZM51 158H50V159H51ZM108 158H109V159H108ZM199 158H200V159H199ZM236 158H237V157H236ZM255 158H256V157H255ZM45 159H44V160H45ZM50 159L48 160L49 162H50ZM76 159H77V160H76ZM76 159H75V160H76L77 162L80 161V160H79V157L76 158ZM221 159H222V158H221ZM238 159H239V158H238ZM240 159H242V158H240ZM258 159H260V158H258ZM34 160H35V159H34ZM44 160L42 159V162H44ZM54 160H53V161H54ZM89 160H91V159H89ZM89 160H88V161H89ZM94 160H95V161H94L95 163L90 161L91 164H89V162H88V164H87V161H86V163H84V164H83L82 161H81V162H82L83 166H84L85 164H87V165H89V167H92V166H93L92 163H94V164H98V163H96V159H95V158H94ZM216 160H217V159H216ZM218 160H220V159H218ZM223 160H222V161H223ZM0 161H1V160H0ZM53 161L51 162V164H50L49 162H46V161H45L46 164H45V162L42 163V162L39 161V162H40L39 164H42V165L45 164V165H47V167H48V164L52 165V164L56 163V162L53 163ZM76 161H73V160H72V162H74V163H75ZM134 161H135L136 163H139V164H140V165H139L140 167L138 166V164H136L137 166H135V165H134V164H135ZM177 161H179L180 163L177 162ZM191 161H192V160H191ZM213 161H214V160H213ZM22 162H23V161H22ZM69 162H70V163H68V164L71 166V165H72V164H71V160H69ZM194 162H193V163H194ZM214 162H215V161H214ZM47 163H48V164H47ZM74 163H73V165H74ZM215 163H218V162H215ZM239 163H240V162H239ZM21 164L23 165L24 163H21ZM36 164H37V163H36ZM36 164H35V165H36ZM39 164H37L38 167H40ZM56 164H57V163H56ZM60 164H61V163H60ZM60 164H59V166L57 165L58 168H60V166H61ZM62 164H63V163H62ZM64 164H65V163H64ZM68 164H67V165H68ZM77 164H79V165H77ZM77 164H75V165H76V166H80V167L82 166V164H80V162L77 163ZM211 164H212V163H211ZM213 164H214V163H213ZM218 164H219V163H218ZM218 164H217V165H218ZM3 165H4V164H3ZM13 165H14V164H13ZM73 165H72L71 167H73ZM87 165L85 166V168L87 167ZM90 165H92V166H90ZM188 165H189V163H188ZM53 166H55V165H53ZM70 166H68V167H70ZM76 166H75V167H76ZM194 166H192V167H194ZM218 166H219V165H218ZM237 166H238V165H237ZM36 167H37V166H36ZM36 167H35V168H36ZM42 167H43V166H42ZM49 167H50V166H49ZM55 167H56V166H55ZM62 167H67V166H63V165H62ZM71 167H70V168H71ZM89 167H88V169L86 168L88 171L85 170V172L89 173V171H90L91 169H93V168H90V170H89ZM134 167H136V168L139 167V168L135 169ZM224 167H225V166H224ZM243 167H244V166H243ZM45 168H46V166H45ZM45 168H44V169H45ZM50 168H52V166H51ZM53 168H54V167H53ZM70 168H69V169H70ZM83 168H84V167H82V170H83ZM85 168H84V169H85ZM95 168H94V169H95ZM226 168H224V169L226 170V171H225V174L228 173V172H227L228 169H226ZM230 168H229V169H230ZM232 168H233V167H232ZM232 168H231V169H232ZM236 168H237V167H236ZM238 168H239V167H238ZM33 169H34V168H33ZM33 169H32V170H33ZM46 169H47V168H46ZM56 169H57V168H56ZM56 169L53 170L54 172H53V171H52V172L55 173V172H56ZM63 169H64V170H63ZM63 169H58V170H59V173H63L64 171H65L64 173L67 174V175H69V174L71 173V172H69V169H68V168H63ZM73 169H75V168L73 167ZM73 169H71V171L74 173ZM78 169L81 170L80 168H78ZM94 169H93V170H94ZM221 169H222V168H221ZM224 169H223V170H224ZM48 170H49V168H48ZM48 170H47V171H48ZM60 170H62L63 172H61ZM93 170H92V171H93ZM141 170H140L139 172H141ZM234 170H235V169H234ZM239 170H240V168H239ZM30 171H31V169H30ZM39 171H40V169H39ZM47 171H46V172H47ZM50 171H51V169L49 170V172H50ZM96 171H97V170H96ZM144 171H143L142 173H144ZM228 171H230V170H228ZM44 172H45V171H44ZM57 172H58V171H57ZM83 172H84V171H83ZM146 172H147V173H146ZM223 172H224V171H223ZM226 172H227V173H226ZM232 172H233V170H232ZM255 172H256V171H255ZM64 173H63V175H64ZM73 173H71V176H70L71 181H73V180L76 178V177L73 178V175L76 176V175L73 174ZM237 173H238V172H237ZM77 174H78V173H77ZM83 174H84V173H83ZM138 174H139V173H138ZM138 174H137V175H138ZM225 174H224V175H225ZM251 174H252V173H251ZM255 174H256V173H255ZM262 174H263V173H262ZM262 174H261V175H262ZM54 175H56V174H54ZM141 175H142V174H141ZM141 175H138V176H141ZM143 175H144V174H143ZM145 175H144V176H145ZM227 175H228V174H227ZM247 175H248V174H247ZM31 176H32V175H31ZM78 176H79V175H78ZM155 176H156V175H155ZM192 176L195 177L196 179L193 178ZM38 177H39V176H38ZM85 177H86V176H85ZM93 177H95L94 179H96V180H94ZM141 177H142V176H141ZM190 177H191V179L189 180ZM253 177H254V176H253ZM70 178H69V180H70ZM80 178H81V177H80ZM137 178H139V177H137ZM150 178H151V177H150ZM163 178H162V181L164 180ZM192 178L195 179V182H193ZM205 178H206L208 181H205V180H204ZM224 178H225V177H224ZM226 178H227V177H226ZM226 178H225V179H226ZM261 178H262V177H261ZM84 179H85V178H84ZM140 179H141V178H140ZM148 179H149V178H148ZM151 179H152V178H151ZM151 179H150V180H151ZM253 179H254V178H253ZM53 180H54V178H53ZM67 180H68V179H67ZM80 180H81V179H80ZM86 180H87V179H86ZM157 180H158V179H157ZM159 180H158V181H159ZM191 180H192L193 183L191 182ZM241 180H242V179H241ZM255 180H256V179H255ZM39 181H41V180H39ZM39 181H38V182H39ZM50 181H51V180H50ZM74 181H75V180H74ZM74 181H73V182H74ZM77 181H78V180H77ZM151 181H152V180H151ZM189 181H190V183H189ZM225 181H226V180H225ZM225 181H224V182H225ZM41 182H42V181H41ZM64 182H65V181H64ZM68 182H69V184H70V183H71V184L73 183V182H70V181H68ZM122 182H125V183H122ZM159 182H160V181H159ZM257 182H258V181H257ZM257 182H256V183H257ZM263 182H264V181H262V184H264ZM47 183H48V182H47ZM79 183H80V182H78V183L76 182V185L79 184ZM92 183H91V184H92ZM121 183L124 184V185H127L128 187H127V186L125 187V186L123 185V186L126 188V189H124V188L121 186V185H122ZM138 183H139V182H138ZM161 183L163 184V182H160V185H161ZM180 183H182V182H180ZM202 183H203V187H202ZM259 183H260V182H259ZM33 184H34V183H33ZM44 184H45V183H44ZM69 184H68V185H69ZM128 184H129V183H128ZM130 184H129V185H130ZM140 184H141V183H140ZM153 184H154V183H153ZM157 184L159 185V183H157ZM204 184H205V185H204ZM213 184H214V185L217 184L216 187H215V186L213 187V186H212ZM225 184H226V183H225ZM249 184H250V183H249ZM252 184H253V183H252ZM254 184H255V183H254ZM254 184H253V185H254ZM50 185H51V184H50ZM58 185H59V184H58ZM60 185H61V183H60ZM72 185H73V184H72ZM149 185H150V184H149ZM158 185H157V186H158ZM160 185H159V186H160ZM163 185H164V184H163ZM163 185H161L162 187L160 188L161 190L163 189V191H162L161 193H163V192L165 191ZM220 185H222V186H220ZM70 186H71V185H70ZM77 186H78V188L80 187L79 185H77ZM81 186H82V185H81ZM134 186H135V185H134ZM144 186H145V185H144ZM151 186H152V184H151ZM189 186H190V187H189ZM204 186H205V187H204ZM211 186H212V187H211ZM219 186H220V187H219ZM246 186H247V185H246ZM256 186H257V185H256ZM39 187H40V186H39ZM137 187H138V186H137ZM153 187H154V185H153ZM165 187L168 188V186H165ZM172 187H173V186H171V188H172ZM176 187H173L174 190L171 189V188H170V189H169V188L166 189V190L171 191V193L169 192V195L171 194V196H172V194H173V193H172V190L175 192V190H176L175 188H176ZM187 187H185L184 189H186ZM217 187H219V188H218L219 190L216 189ZM57 188H58V187H57ZM59 188H60V187H59ZM64 188H65V187H64ZM75 188H76V186H75ZM78 188H77V189H78ZM96 188H97V187H96ZM100 188H103V187H100ZM133 188H134V187H133ZM157 188L159 189V187H157ZM202 188H203V189H202ZM210 188H214V189L212 190V189H210ZM226 188H227V187H226ZM231 188H232V187H231ZM249 188H250V187H249ZM249 188H248V189H249ZM15 189H16V188H15ZM60 189H61V188H60ZM72 189H74V187H72ZM93 189H94V188H93ZM149 189H150V188H149ZM160 189H159V191H161ZM180 189H177L178 191L176 190L177 193H180V194H178V195H181V191H179ZM209 189H210V190H209ZM215 189H216L218 192H217ZM248 189H247V190H248ZM34 190H35V189H34ZM99 190H100V189H99ZM130 190H131V189H130ZM140 190H141V189H140ZM142 190H144V189H142ZM147 190H148V189H147ZM255 190H256V189H255ZM0 191H1V190H0ZM72 191H73V190H72ZM75 191H76V189H75ZM78 191L80 192V191H81V188H80V190L78 189ZM78 191H76V192H78ZM89 191H90V190H89ZM101 191H102V190H101ZM112 191H114L115 193L112 192ZM187 191H186V192H187ZM262 191H263V190H262ZM48 192H49V191H48ZM64 192H65V191H64ZM93 192H94V191H93ZM96 192H97V191H96ZM109 192H110V191H109ZM165 192H166V191H165ZM167 192H168V191H167ZM186 192L184 191V193H186ZM244 192H245V191H244ZM248 192H249V191H248ZM263 192H264V191H263ZM41 193H42V192H41ZM116 193L118 194V196H116V195H117ZM124 193H127V190H126ZM147 193H148V191H147ZM250 193H251V192H250ZM20 194H21V193H20ZM61 194H62V193H61ZM105 194H106V193H105ZM113 194H116V195L114 196ZM119 194H120V195H119ZM159 194H160V193H159ZM225 194H226V195H225ZM229 194H230V193H229ZM245 194H246V193H245ZM85 195H86V194H85ZM103 195H104V194H103ZM151 195H152V194H151ZM160 195L162 196V194H160ZM176 195H177L176 193L173 194V196H176ZM202 195H203L204 197H207V199H210V200L206 203L207 205L204 204V202H206V200H205V201L202 200ZM232 195H233V193H232ZM232 195H231V196H232ZM248 195H249V194H248ZM28 196H29V195H28ZM79 196H80V195H79ZM134 196H135V195H134ZM141 196H142V195H141ZM141 196H140V197H141ZM163 196H164V195H163ZM242 196H243V195H242ZM242 196H238V197H242ZM250 196H251V195H250ZM259 196H261V195L259 194ZM56 197H57V196H56ZM135 197H136V196H135ZM166 197H168V196H166ZM166 197L164 196L163 198H166ZM176 197H177V196H176ZM183 197H184V196H183ZM200 197H201V198H200ZM243 197H244V196H243ZM246 197H247V196H246ZM246 197L244 198V200L246 199ZM256 197H257V196H256ZM256 197H255V198H256ZM262 197H263V196H262ZM262 197H259V198H261V200H263ZM50 198H51V197H50ZM156 198H157V197H156ZM156 198H155V199H156ZM161 198H162V197H161ZM163 198H162V201H163L164 203H166V202L169 200V199H168V200L166 201V199H167V198H166V199H164V200L166 201V202H165V201L163 200ZM178 198H180V196H178ZM178 198H177V200H179ZM184 198H185V197H184ZM259 198H257V199L260 200ZM128 199H129V200H128ZM180 199H181V198H180ZM191 199H192V201H191ZM200 199L203 201L202 203L204 204V207L207 206L208 209L204 208V209H202V211H201L200 208H203V207H202L203 205H202L201 203H199V204H201L202 206L198 204V202H199ZM204 199H205V198H204ZM240 199H241V198H240ZM248 199H250V197H249ZM253 199H254V197L252 196L251 200L253 201ZM257 199H256V200H257ZM11 200H12V199H11ZM47 200H48V199H47ZM171 200H172V199H171ZM201 200H200V201H201ZM238 200H239V199H238ZM251 200H250V201H251ZM119 201H122V202L126 203L125 206H124V204H121V205H122V206H121V209H120V204L117 205V204L119 203ZM129 201L131 202L132 205L130 204ZM133 201H134V200H133ZM148 201H149V200H148ZM246 201H247V200H246ZM263 201H264V200H263ZM53 202H54V201H53ZM159 202H160V200H159ZM163 202H162V203H163ZM172 202H173V201H172ZM256 202H257V201H256ZM256 202H255V203H256ZM69 203H70V202H69ZM100 203H102V202H100ZM164 203H163V204H164ZM169 203H170V202H169ZM181 203H182V202H181ZM260 203H261V201H260ZM46 204H47V203H46ZM64 204H65V203H64ZM138 204H140V202H139ZM152 204H153V203H152ZM166 204H167V203H166ZM262 204H263V203H262ZM109 205H111V206L109 207ZM127 205H128V206H127ZM140 205H141V204H140ZM198 205H199L200 207H199ZM24 206H25V205H24ZM116 206H115V208H116ZM123 206H124V208H125V207H126V208L124 209ZM135 206H136V204H135ZM175 206H176V205H175ZM246 206H247V205H246ZM259 206H260V205H259ZM259 206H258V207H259ZM32 207H33V206H32ZM52 207H53V206H52ZM72 207H73V206H72ZM127 207H128V208H127ZM167 207H168V206H167ZM170 207H171V206H170ZM248 207H249V206H248ZM250 207H251V206H250ZM252 207H253V206H252ZM136 208L139 209V207H136ZM146 208H147V207H146ZM152 208H153V207H152ZM198 208H199V209H198ZM231 208H232V207H231ZM245 208H246V207H245ZM52 209H53V208H52ZM74 209H75V208H74ZM79 209H80V208H79ZM93 209H94V208H93ZM98 209H99V208H98ZM166 209H167V208H165V210H166ZM181 209H182V208H181ZM210 209H211V211H210ZM249 209L252 210V208H249ZM0 210H1V209H0ZM55 210H56V209H55ZM113 210H114V209H113ZM115 210H114V211H115ZM139 210H140V209H139ZM139 210H138V211H139ZM262 210H263V209H262ZM9 211H10V210H9ZM22 211H23V210H22ZM98 211H99V210H98ZM143 211H144V210H143ZM168 211H169V210H168ZM173 211H177V210H173ZM256 211H257V210H256ZM14 212H15V211H14ZM37 212H38V211H37ZM57 212H58V211H57ZM57 212H56V213H57ZM91 212H92V211H91ZM210 212H212V214H210ZM242 212H243V211H242ZM10 213H11V212H10ZM161 213H162V212H161ZM161 213H160V214H161ZM164 213H166V212H164ZM185 213H184V214H185ZM92 214H93V213H92ZM111 214H112V216H113V213H111ZM167 214H168V213H167ZM171 214H172V213H171ZM171 214H170V216H171ZM196 214H199V213H196ZM196 214H195V215H196ZM230 214H232V212H231ZM249 214H250V213H249ZM252 214H253V213H252ZM254 214H255V213H254ZM16 215H17V214H16ZM51 215H52V214H51ZM76 215H77V214H76ZM90 215H91V214H90ZM144 215H145V214H144ZM181 215L183 216V214H181ZM202 215H203V216H202ZM210 215H211V216L214 215V216L211 217L213 220L209 219V218H210ZM215 215H216V217H215ZM62 216H63V215H62ZM147 216H148V215H147ZM167 216H169V215H167ZM172 216L178 219V218H180V217H179V216H180V213H179V216H178V214H174V212H173V215H172ZM172 216H171V219H172ZM248 216H249V215H248ZM252 216H253V215H252ZM254 216H256V215H254ZM0 217H2V216L0 215ZM10 217H11V216H10ZM52 217H53V216H52ZM143 217H144V216H143ZM256 217H257V216H256ZM81 218H82V217H81ZM84 218H85V217H84ZM187 218H189V217H187ZM190 218H191V216H190ZM192 218H194V217H192ZM223 218H224V219H223ZM226 218H227V217H226ZM253 218H254V217H253ZM141 219H142V218H141ZM157 219H158V218H157ZM164 219H165V218H164ZM180 219H182V218H180ZM243 219H244V218H243ZM245 219H246V218H245ZM245 219H244V220H245ZM256 219H257V218H256ZM256 219H255V220H256ZM148 220H149V219H148ZM172 220L174 221V219H172ZM172 220H171V221H172ZM198 220H200V219H198ZM6 221H7V220H6ZM6 221H5V222H6ZM26 221H27V220H26ZM104 221H103V222H104ZM179 221H181V220H179ZM179 221H178V222H179ZM182 221H184V220H182ZM213 221H214V223L217 224L218 227H215V226L213 227V226H212L211 223H212ZM239 221H240V220H239ZM253 221H254V220H253ZM262 221H263V220H262ZM114 222H113V223H114ZM122 222H123V223H122ZM154 222H155V221H154ZM168 222H169V221H168ZM168 222H167V223H168ZM198 222H199V221H198ZM255 222H256V221H255ZM78 223H79V222H78ZM115 223H116L115 226L117 227V226H118V225H117V222H115ZM173 223H174V222H173ZM214 223H213V224H214ZM103 224H105V223H103ZM121 224H119V225H121ZM187 224H188V223H187ZM2 225H3V224H2ZM14 225H15V224H14ZM85 225H86V224H85ZM159 225H160V224H159ZM189 225H190V224H189ZM189 225L187 226V229H186V236H185V237H187V238L189 237V238H188V241L190 240V237H193V238H194V236H195L194 234L196 233V232H195V233H192V232H193V230H192L193 227L190 226L191 228H189ZM227 225H228V224H227ZM236 225H237V224H236ZM241 225H242V224H241ZM29 226H30V225H29ZM93 226H94V225H93ZM106 226H107V227H111V226H108V225H106ZM126 226H127V224H126ZM135 226H136V225H135ZM140 226H141V225H140ZM162 226H163V225H162ZM164 226H165V224H164ZM171 226H172V225H171ZM228 226H229V225H228ZM230 226H231V225H230ZM20 227H21V226H20ZM44 227H45V226H44ZM116 227H115V228H116ZM120 227H121V226H120ZM128 227L130 228V226H128ZM131 227H132V226H131ZM151 227H152V226H151ZM222 227H223V226H222ZM224 227H225V226H224ZM253 227H254V226H253ZM25 228H26V227H25ZM124 228H125V227H124ZM167 228H168V227H167ZM198 228H199V227H198ZM198 228H197V229H198ZM214 228H217V229H214ZM251 228H252V227H251ZM64 229H65V228H64ZM92 229H93V228H92ZM97 229H98V228H97ZM113 229H114V228H113ZM118 229H119V227H118ZM135 229H136V228H135ZM179 229H180V228H179ZM201 229H200V230H201ZM222 229H223V228H222ZM254 229H255V228H254ZM73 230H74V229H73ZM87 230H88V229H86V231H87ZM108 230H109V228H108ZM119 230H120V229H119ZM164 230H165V229H164ZM181 230H182V229H181ZM202 230H201V231H202ZM88 231H89V230H88ZM109 231H110V230H109ZM117 231H118V230H117ZM129 231H130V230H129ZM161 231H162V230H161ZM197 231H198V230H197ZM205 231H206V233H205ZM213 231H215V232H213ZM220 231H221V230H220ZM220 231H219L218 233H215V234H218V235L222 236L221 234H222L223 231H222V232H220ZM41 232H42V230H41ZM53 232H54V231H53ZM53 232H51L52 235H53ZM68 232H69V231H68ZM71 232H72V231H71ZM73 232H74V231H73ZM89 232H90V231H89ZM110 232H111V231H110ZM113 232H114V231H113ZM151 232H152V230H151ZM165 232H166V231H165ZM232 232H233V231H232ZM245 232H246V231H245ZM47 233H49V232H47ZM51 233H50V234H51ZM69 233H70V232H69ZM81 233H82V232H81ZM92 233H93V231L89 233L91 238H92V236H91ZM108 233H109V232H108ZM111 233H112V232H111ZM111 233H110V234H111ZM219 233H221V234H219ZM1 234H2V233L0 232V237L2 236ZM50 234H48V235L50 236ZM71 234H72V233H71ZM89 234H88V235H89ZM123 234H125V233H123ZM180 234H181V233H180ZM250 234H251V233H250ZM92 235H93V234H92ZM98 235H99V234H98ZM119 235H120V234H119ZM138 235H139V234H138ZM172 235H173V234H172ZM192 235H193V236H192ZM213 235H214V234H213ZM213 235H212V236H213ZM29 236H30V235H29ZM67 236H68V235H67ZM71 236L73 237V235H71ZM103 236H104V235H103ZM108 236H109V235H108ZM112 236H114V234H113ZM136 236H137V235H136ZM156 236H157V235H155V237H156ZM158 236H159V235H158ZM203 236H202V237H203ZM208 236H209V235H208ZM220 236H219V237H220ZM224 236H225V235H224ZM2 237H3V236H2ZM51 237H52V236H51ZM75 237H76V236H75ZM114 237H115V236H114ZM114 237H113V238H114ZM117 237H121V236H117ZM123 237H124V236H123ZM180 237H183V236L179 235V236L177 237V239H176L177 242L179 241L178 243H180V244H181V242L185 243L184 241L187 240V238H186L184 241H181L182 238L180 239ZM199 237H200V235H199ZM199 237L196 235V237H195L196 240H195V238H194V239L191 238V240H193L192 242H194V243H193L194 246H196L200 251H204V250H206V253L203 252V255H205V254H206V255L209 254L208 252H209V245H210V242H208V240H207L208 238L206 239V238H202V237L199 238ZM204 237H207V236L205 235ZM213 237H215V236H213ZM213 237H212V238H213ZM216 237H217V236H216ZM222 237H223V236H222ZM222 237H220V238H222ZM234 237H235V236H234ZM249 237H250V236H249ZM4 238H5V237H4ZM17 238H18V237H17ZM17 238L14 239V237H13L14 241H17V243H18V241H20V240H19L20 237H19L18 239H17ZM21 238H23V237H21ZM24 238H25V237H24ZM32 238H33V239H32L31 241H33V242H32L33 246L30 247V249H31V248H32V249L29 250V249H28V245L25 246V245H26L25 243H24L25 245H24V247H23V248L26 247L28 250H25V252L28 251V252H30V254H28V253L26 254V253H25L24 255H26L27 257L25 256V257H23V258H25V260H24V259H21V260H22V261H27V264H35V262H38V264H40L39 261H42V262L44 261V262H46L44 259H45V257H47L46 254H48V253H47L48 251H47V248H46L47 246H46V247H42L43 245H44V246L46 245L45 243L41 245L42 242H41L40 240H42L43 238H42V239H41L40 237H32ZM34 238H35V239H34ZM47 238H48V237H47ZM52 238H55V237L53 236ZM52 238H51V239H52ZM58 238H59V237H58ZM91 238H90V239H91ZM106 238H107V237H106ZM5 239H6V238H5ZM9 239H10V238H9ZM39 239H40V240H39ZM49 239H50V237L48 238V242H49ZM51 239H50V241H51ZM56 239H57V238H56ZM56 239H52V241H51V242H52V245H50L51 242H49L48 245H50V246H52V247H54V248L57 247V244H58V243H57ZM65 239H68V238H65ZM73 239H74V238H73ZM141 239H142V237H141ZM210 239H211V238H210ZM7 240H8V238H7ZM10 240L12 241V239H10ZM10 240L7 241V243L10 242ZM21 240H22V239H21ZM44 240H45V239H43V241H44ZM54 240H55V241H54ZM97 240H98V239H97ZM113 240H115V239H113ZM116 240H118V239L116 238ZM191 240H190V242H191ZM220 240H221V239H220ZM220 240H219V241H220ZM241 240H242V239H241ZM246 240H247V239H246ZM0 241L2 242V239H0ZM25 241H27V240L24 239V242H25ZM31 241H30V240L27 241L28 244H30ZM111 241H112V240H110V242H111ZM118 241H119V240H118ZM118 241H117V243H118ZM121 241H122V240H121ZM180 241H181V242H180ZM20 242H23V240L20 241ZM27 242H26V243H27ZM48 242H47V243H48ZM86 242H87V241H86ZM89 242H90V241H89ZM113 242H114V241H113ZM122 242H123V241H122ZM122 242H121V243H122ZM221 242H222V241H221ZM4 243H5V242H4ZM7 243H6V245H8L7 247H9V248L12 249V245H11V247H10L9 245L12 244L13 242L10 243V244H9V243L7 244ZM39 243H40V245H41L40 247H41L42 249L44 248L43 251H47L46 254H45L44 252L42 253L40 250H38V249H39ZM74 243H75V242H73L72 245H73ZM84 243H85V242H84ZM87 243H88V242H87ZM90 243H91V242H90ZM115 243H116V241H115ZM175 243H176V242H175ZM183 243H182V244H183ZM211 243H212V242H211ZM251 243H252V242H251ZM19 244H20V243H19ZM32 244H30V246H31ZM59 244H62V243L59 242ZM75 244H76V243H75ZM92 244H93V243H92ZM102 244H103V243H102ZM112 244H113V243H112ZM122 244H123V243H122ZM122 244H121V245H122ZM145 244H146V243H145ZM241 244H242V243H241ZM0 245H2V244L0 243ZM3 245H4L5 248H6V245H5V244H3ZM15 245H16V243H15ZM15 245H14V246H15ZM62 245H63V244H62ZM69 245H71V244H69ZM72 245H71V246H72ZM86 245L88 246L89 244H86ZM103 245H104V244H103ZM106 245H107V244L105 243L104 250H107V248H108V246H106ZM123 245H124V244H123ZM130 245H131V244H130ZM211 245H212V244H211ZM218 245H219V247H220L221 244L218 243ZM247 245H248V244H247ZM4 246H2V247H4ZM14 246H13V247H14ZM16 246H18V245H16ZM16 246H15L13 249L16 250V249L18 248L19 250L15 251V254H18V253H20L19 251H21V247H22V246H20V245H19L18 247H16ZM50 246H49L48 248H50ZM76 246H77V245H76ZM87 246H86V248H87ZM91 246H93V245H91ZM91 246H90V247H91ZM113 246H114V245H113ZM153 246H154V245H153ZM189 246H193V245H192V244H191V245L189 244ZM194 246H193V247H194ZM212 246H213V245H212ZM0 247H1V246H0ZM58 247H60V245H59ZM64 247H66V244H65ZM64 247H63V248H64ZM73 247H74V245H73ZM73 247H72V248H73ZM81 247H82V246H81ZM81 247H80V249H81ZM90 247L88 246V249H89V250H86V251H89V253H90L91 250H92V249H90ZM95 247H96V246H95ZM105 247H106V249H105ZM116 247H117V246H116ZM168 247H169V246H168ZM178 247H179V244H178ZM178 247H177V248H178ZM180 247H181V246H180ZM210 247H211V246H210ZM214 247H215V245H214ZM23 248H22V250H23ZM26 248H25V249H26ZM45 248H46V250H45ZM69 248H70V247H69ZM76 248H77V247H76ZM83 248H84V247H83ZM99 248H100V247H99ZM110 248L112 249V245H111ZM120 248H121V247H119V249H120ZM137 248H138V247H137ZM147 248H148V247H147ZM194 248H195V247H194ZM262 248H263V247H262ZM3 249H4V248H3ZM6 249H7V248H6ZM11 249H9V251H10ZM34 249H36V251H35V253H32ZM59 249H60V248H59ZM59 249H58V250H59ZM61 249H62V248H61ZM67 249H68V248H67ZM108 249H109V248H108ZM114 249H115V248H114ZM117 249H118V247H117ZM121 249H122V248H121ZM145 249H146V248H145ZM178 249H179V248H178ZM198 249H197V251L200 252ZM0 250H1V248H0ZM14 250H13V251H14ZM56 250H57V249L55 248V251H56ZM70 250H71V249H70ZM70 250H69V251H70ZM194 250H196V249H194ZM212 250H213V249H212ZM216 250H217V249H216ZM216 250H215V251H216ZM235 250H236V249H235ZM237 250H238V249H237ZM251 250H252V249H251ZM1 251H2V250H1ZM1 251H0V252H1ZM6 251H7V250H6ZM9 251H7V252H9ZM37 251H38V252H37ZM49 251H50V250H49ZM55 251H54V252H55ZM64 251H65V250H64ZM64 251H63V252H64ZM100 251H102V250H100ZM107 251H108L109 253H107L108 255H106V256H109L111 250H107ZM107 251H106V252H107ZM143 251H144V249H143ZM158 251H159V250H158ZM210 251H211V250H210ZM221 251H222V250H221ZM2 252H5V249H4V251H2ZM7 252H6V254H7ZM16 252H18V253H16ZM21 252H22V251H21ZM36 252H37V253H40V254H37ZM56 252H57V251H56ZM58 252H60V251H58ZM63 252H62V254H63ZM65 252H66V251H65ZM106 252L103 251L104 254H105ZM121 252H122V251H121ZM182 252H183V251H182ZM240 252H241V251H240ZM252 252H253V251H252ZM10 253H14V252L10 251ZM10 253H9V256H13V257L15 256L14 254H11V255H10ZM23 253H24V251H23ZM23 253H22V254H23ZM112 253H113V251H112ZM115 253H118V252L116 251ZM122 253H123V252H122ZM141 253H142V252H141ZM144 253H145V251H144ZM147 253H149V252H147ZM227 253H228V252H227ZM22 254L20 253V256H19V254L16 255V256H19V257L21 258V257H22V256H21ZM44 254H45L46 256H44ZM52 254H53V253H52V251H51V255L48 254V258H47V259H49V256H52ZM66 254H67V253H66ZM85 254H86V253H85ZM91 254H92V253H91ZM93 254H95V253H93ZM100 254H101V253H100ZM104 254H103V255H104ZM145 254H146V253H145ZM145 254H144V255H145ZM201 254H202V252H201ZM210 254H211V253H210ZM239 254H240V253H239ZM0 255H4V257L6 258L5 253H1ZM67 255H69V254H67ZM88 255H89V254H88ZM115 255H116V254H115ZM123 255H124V254H123ZM163 255H164V254H163ZM184 255H185V254H184ZM199 255H200V254H199ZM7 256H8V254H7ZM16 256H15V259L12 258V259H13V262H14V260H16V262H17V259L19 260V258H17ZM56 256H57V255H56ZM56 256L53 255L52 257L55 258ZM58 256H59V255H58ZM62 256H63V255H61V258L63 259ZM64 256H65V255H64ZM77 256H78V255H77ZM90 256H91V255H90ZM106 256H105V257H106ZM1 257L3 258V256H1ZM94 257H95V256H94ZM201 257H202V256H201ZM201 257H200V258H201ZM208 257H209V256H208ZM242 257H243V256H242ZM252 257H253V256H252ZM2 258H0V260H1ZM57 258H59V257H57ZM70 258H71V257H70ZM73 258H74V257H73ZM82 258H83V257H82ZM85 258H86V257H84V259H85ZM92 258H93V257H92ZM92 258H91V260H93ZM96 258H97V257H95V259H96ZM117 258H118V257H117ZM147 258H148V257H147ZM184 258H185L184 260L187 259V257H184ZM203 258H204V257H203ZM203 258H202V259H203ZM205 258H206V256H205ZM205 258H204V259H205ZM10 259H11V257H10ZM64 259H66V257H65ZM68 259H69V258H68ZM71 259H72V258H71ZM71 259H70V260H71ZM88 259L90 260V257H89ZM88 259H85V263H86V264L89 262ZM95 259H94V260H95ZM97 259L99 260V258H97ZM108 259H109V257H108ZM4 260H5V259L3 258V261H4ZM8 260H9V259H8ZM53 260H54L53 262H55V263H57V264H60V262H59L60 259H56V258H55V259H53ZM55 260H56V261H55ZM73 260H74V259H73ZM73 260H71V261H73ZM86 260H87L88 262H86ZM91 260H90V262L92 263L94 260H93V261H91ZM110 260H111V259H110ZM112 260H113V259H112ZM119 260H120V258H119ZM129 260H130V259H129ZM157 260H158V259H157ZM9 261H10L11 264H14V263H15V262H14V263L11 262V260H9ZM68 261H69V260H68ZM77 261H78V260H77ZM82 261H83V260H80V262H79V263H76V264H85L84 261H83V262H82ZM96 261H97V260H96ZM126 261H127V260H126ZM145 261H147V259H146ZM158 261H159V260H158ZM186 261H187V260H186ZM206 261H207V260H206ZM209 261H210V260H209ZM18 262H19V261H18ZM18 262H17L16 264H19ZM20 262H21V261H20ZM44 262H43V264H44ZM61 262H62V261H61ZM94 262H95V261H94ZM105 262H106V261H105ZM226 262H227V261H226ZM229 262H231V261H229ZM0 263L2 264V260L0 261ZM3 263H4V262H3ZM48 263H49V261H48ZM48 263H46V264H48ZM65 263H66V262H65ZM70 263H71V262H70ZM70 263H69V264H70ZM72 263L74 264L75 261L72 262ZM97 263H100V264H101V261H97ZM97 263L95 262V264H97ZM146 263H147V262H146ZM146 263H145V264H146ZM157 263H158V262H157ZM157 263H156V264H157ZM182 263H184V262H182ZM206 263L209 264V262H206ZM213 263H215V262H213ZM248 263H249V262H248ZM4 264H5V263H4ZM21 264H22V262H21ZM24 264H26V262H25ZM49 264H54V263H51V262H50ZM89 264H90V263H89ZM103 264H104V263H103ZM111 264H112V263H111ZM116 264H117V263H116ZM118 264H119V263H118ZM228 264H229V263H228ZM234 264H235V263H234Z\"/></svg>",
  "mask_w": 264,
  "mask_h": 264
},
{
  "label": "crops",
  "instance_id": "3",
  "mask_svg": "<svg viewBox=\"0 0 264 264\" xmlns=\"http://www.w3.org/2000/svg\"><path fill=\"white\" fill-rule=\"evenodd\" d=\"M101 6L107 7L108 1L103 0ZM227 8L226 5L217 8L215 5L156 1L148 5L144 13L152 23L164 22L196 34H207L240 54L264 53V9L247 4ZM109 11L114 13L117 9Z\"/></svg>",
  "mask_w": 264,
  "mask_h": 264
}]
</instances>
